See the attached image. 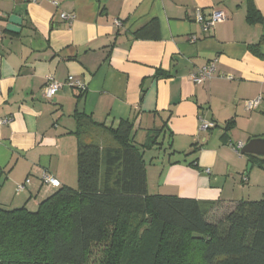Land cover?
<instances>
[{
    "label": "crops",
    "instance_id": "0c3cea01",
    "mask_svg": "<svg viewBox=\"0 0 264 264\" xmlns=\"http://www.w3.org/2000/svg\"><path fill=\"white\" fill-rule=\"evenodd\" d=\"M57 1L0 0V120L12 118L0 123L1 203L37 206L57 189L43 182L44 172L77 187L78 113L111 137L106 127L131 121L138 144L159 130L169 146L150 161L158 167V194L234 205L264 199V157L235 150L264 137V0ZM250 5L261 16L257 23L247 20ZM215 9L226 19L204 32L197 11L208 17ZM152 20L159 38L136 37ZM210 62L213 77L194 83L192 74ZM69 76L86 91L69 86ZM51 77L62 87L47 100ZM257 98L258 106L247 109L246 101ZM200 117L215 127L200 130ZM96 136L102 146L115 143ZM163 143L145 149V161ZM27 178L31 183L17 191Z\"/></svg>",
    "mask_w": 264,
    "mask_h": 264
},
{
    "label": "trees",
    "instance_id": "16d2710c",
    "mask_svg": "<svg viewBox=\"0 0 264 264\" xmlns=\"http://www.w3.org/2000/svg\"><path fill=\"white\" fill-rule=\"evenodd\" d=\"M247 20H261L256 7ZM135 34L159 38L157 20ZM77 119V187L60 184L35 210L0 202V264H90L93 247L94 264H264V199L240 200L213 218L216 202L150 193L143 151L157 144L159 130L138 144L133 123L123 120L106 127L115 143L102 146L87 133L100 124ZM5 180L0 168V187Z\"/></svg>",
    "mask_w": 264,
    "mask_h": 264
},
{
    "label": "built area",
    "instance_id": "2783aa9c",
    "mask_svg": "<svg viewBox=\"0 0 264 264\" xmlns=\"http://www.w3.org/2000/svg\"><path fill=\"white\" fill-rule=\"evenodd\" d=\"M53 4L58 5L59 2L57 0H49ZM62 18L72 22L75 20V15L74 14H68L66 12H62L61 14ZM196 19L200 23L201 28L204 32L210 31L218 22H221L226 19V15L223 10L221 9H215L211 12V14L206 17L201 10L197 11L196 14ZM116 25L120 26L121 22L120 20H116ZM195 39V38H194ZM216 71V64L215 62H210L209 64H206L199 68L197 72L192 74V80L196 84H202L206 80L210 79L213 77L214 73ZM228 78H232L230 75ZM67 84L71 86L74 89L79 90L80 92H85L87 89V86L85 83H83L81 80L75 79L74 76H69L67 80ZM62 85L55 81L52 77L49 78L45 88H44V97L47 100H52ZM260 102V98L254 99V100H247L246 101V108L247 109H254L255 107L258 106ZM12 121L11 117L4 118L0 120V123H10ZM215 123L213 121H208L204 117H200V130H209L213 127H215ZM244 146L242 142H240L237 146H235V150L238 153H241V149ZM209 172V170H208ZM42 180L45 184L51 186V187H57L60 185L59 180L54 177L53 175L49 174L48 172H44L42 174ZM31 183V178H27L25 182L20 183L17 185V190L18 191H23L26 189V187Z\"/></svg>",
    "mask_w": 264,
    "mask_h": 264
},
{
    "label": "rangeland",
    "instance_id": "374dc122",
    "mask_svg": "<svg viewBox=\"0 0 264 264\" xmlns=\"http://www.w3.org/2000/svg\"><path fill=\"white\" fill-rule=\"evenodd\" d=\"M152 131V130H151ZM90 137H94L93 140L95 142H97V136L98 137H103L105 136V139H110L112 138L108 133L104 132V131H95L93 129V127L88 128V132ZM152 133V132H151ZM103 134V136H102ZM94 135V136H93ZM88 137V138H90ZM157 141L163 143L164 139L163 137L159 138L158 136L156 137ZM140 140V135H138V141ZM135 142L137 143V141L135 140ZM169 146V143L167 141H165L163 144H162V147L160 149H157L156 150V153H154L153 151H148V154L146 156V161L148 162L147 163V169H148V174H149V180H151V188L149 190L150 193H156L155 190H154V182L157 181L158 179V175H157V171H158V167H154L155 165H151L150 164V161L151 159L154 161H158L160 158H162V156H159L160 155H163L166 150V148H168ZM159 147V146H158ZM159 153V154H158ZM153 154V155H152ZM152 157H155V158H152ZM248 168V166H247ZM30 209L32 210H35V206H29ZM234 207V204L232 203H222V202H216V204L213 205L212 207V210H211V213H210V217H213V218H219L220 216H222L224 213L228 212L230 209H232ZM151 222V220H150ZM138 225V217L137 218H134V221H132V228L136 227ZM98 248L97 247H93V251H92V255H90V259H89V262L90 264H94L95 262V259L98 258Z\"/></svg>",
    "mask_w": 264,
    "mask_h": 264
},
{
    "label": "water",
    "instance_id": "95a60500",
    "mask_svg": "<svg viewBox=\"0 0 264 264\" xmlns=\"http://www.w3.org/2000/svg\"><path fill=\"white\" fill-rule=\"evenodd\" d=\"M241 154L246 156H259L264 157V137L253 138L249 140L241 149ZM252 162L248 163L247 172L248 173L252 167Z\"/></svg>",
    "mask_w": 264,
    "mask_h": 264
}]
</instances>
